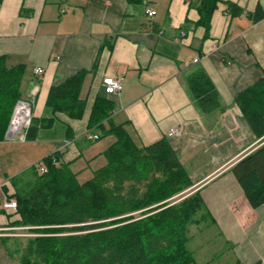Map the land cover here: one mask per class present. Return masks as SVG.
Returning <instances> with one entry per match:
<instances>
[{"label": "crops", "instance_id": "crops-1", "mask_svg": "<svg viewBox=\"0 0 264 264\" xmlns=\"http://www.w3.org/2000/svg\"><path fill=\"white\" fill-rule=\"evenodd\" d=\"M222 1L207 36L197 25V1L0 0V58L8 67H26L21 93L33 102V118L54 119L36 139L10 140L6 127L0 140V264H19L4 242L14 236L6 219L13 211L3 209L13 179L28 176L55 154L78 181L85 169L94 176L103 168L95 164L116 138L88 130L98 97L115 105L106 130L122 126L140 148L170 143L193 184L188 193H200L234 264H262L264 205L252 209L231 170L264 146V137L256 136L236 105L240 93L264 78V21L248 18L258 7L264 12V0ZM229 2L244 15L227 14ZM196 59L200 63L194 65ZM38 68L42 75L35 73ZM198 69L219 95L220 108L211 114L190 95L188 80ZM82 71L84 117L54 115L47 105L51 89ZM105 78H122L123 91L106 96ZM172 129L180 134L169 138ZM88 133L100 139L90 140Z\"/></svg>", "mask_w": 264, "mask_h": 264}, {"label": "trees", "instance_id": "trees-1", "mask_svg": "<svg viewBox=\"0 0 264 264\" xmlns=\"http://www.w3.org/2000/svg\"><path fill=\"white\" fill-rule=\"evenodd\" d=\"M188 1H197V25L209 36L212 18L223 1ZM226 5V13L232 17L245 13L233 3ZM248 18L254 24L264 21L262 8L249 13ZM26 71L25 66L8 67L7 59L0 58V140L16 103L23 99ZM86 75L79 72L51 89L47 105L54 115L64 114L73 120L84 117L86 101L81 98V88ZM188 87L203 113L220 108L217 90L203 69L189 78ZM236 105L256 136L264 137V78L240 93ZM114 110L109 99H96L88 130H98L104 137L112 135L116 142L104 154L107 165L96 171L91 181L81 184L69 165L61 163V154H55L31 169L23 187L14 184L16 194L9 198L16 201L13 212L20 220L7 226L8 234L18 235L13 230L24 229L32 235L23 244L14 240L18 243L13 244L14 249L12 240H4L12 257L19 261L20 256L19 264L196 263L195 252L189 248L193 238L190 228L200 229L212 221L200 193L171 201L193 186L186 168L166 139L140 148L122 126L106 130L104 124ZM53 123L54 119L33 118L27 140L36 139L40 130ZM39 168L45 173L40 174ZM231 171L252 209L263 206L264 146Z\"/></svg>", "mask_w": 264, "mask_h": 264}, {"label": "rangeland", "instance_id": "rangeland-1", "mask_svg": "<svg viewBox=\"0 0 264 264\" xmlns=\"http://www.w3.org/2000/svg\"><path fill=\"white\" fill-rule=\"evenodd\" d=\"M108 140L114 141V138L111 136L110 139ZM94 143L95 144H93V146H99L98 143L100 142H94ZM95 165H99V168L105 167L107 165L106 158L104 157L100 158L96 162ZM77 167L79 168V165ZM93 177L94 176L92 175V171L90 169H85L83 173L80 174L79 182L81 184H85L91 181ZM27 180H28V177L26 176L13 179L11 181V186H10L11 191L9 192L11 195L10 194L9 195L14 196L16 194L15 192L16 186L14 187V184L17 183L18 184L17 186L21 188L25 185V182ZM187 194L188 192L172 199L171 201H174V200L181 201L185 198ZM136 216L138 217L139 214H136ZM6 219H7V224L9 225V224H12L20 220V217L17 214H15V212H13L12 214L6 213ZM190 231H191L190 236H193V238L189 244V248L190 250L196 252V263L195 264H234L233 252L230 246L226 244L225 239L220 235V232L218 231V229L214 226L212 227L209 221L203 224L200 227V229H198L196 226H192L190 228ZM13 233L18 234V235H14L11 238H7V239L12 240V245H11L12 249L15 248L14 245L15 243H17L14 240L19 239L18 242H20V244H23V242L27 238L32 237V235L28 233V230H24V229L23 230L14 229ZM17 258L19 260L18 263H20V256H18Z\"/></svg>", "mask_w": 264, "mask_h": 264}, {"label": "built area", "instance_id": "built-area-1", "mask_svg": "<svg viewBox=\"0 0 264 264\" xmlns=\"http://www.w3.org/2000/svg\"><path fill=\"white\" fill-rule=\"evenodd\" d=\"M156 12L152 10L147 11V15L150 17L156 16ZM200 59L194 61V65L199 64ZM35 73L37 75H42L44 70L38 68ZM102 86L106 95L114 96L119 95L123 91V79L122 78H105L102 82ZM33 102L29 100H20L16 103L13 113L8 126V138L13 141L25 142L28 137V133L32 127L33 122ZM180 131L178 129L170 130L168 137L172 138L178 136ZM88 138L93 141L99 140V136L88 133ZM39 173L44 174L45 169L39 168ZM3 209L7 212L16 211L17 203L15 200L6 197L3 203ZM264 264V260L262 261Z\"/></svg>", "mask_w": 264, "mask_h": 264}]
</instances>
